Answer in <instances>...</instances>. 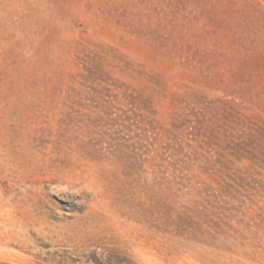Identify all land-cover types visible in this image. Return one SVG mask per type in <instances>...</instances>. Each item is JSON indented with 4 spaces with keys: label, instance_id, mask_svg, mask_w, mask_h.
Returning <instances> with one entry per match:
<instances>
[{
    "label": "rangeland",
    "instance_id": "374dc122",
    "mask_svg": "<svg viewBox=\"0 0 264 264\" xmlns=\"http://www.w3.org/2000/svg\"><path fill=\"white\" fill-rule=\"evenodd\" d=\"M0 264H264V0H0Z\"/></svg>",
    "mask_w": 264,
    "mask_h": 264
}]
</instances>
